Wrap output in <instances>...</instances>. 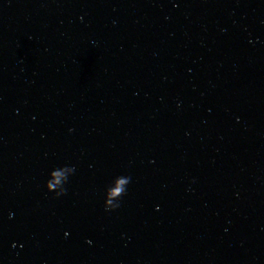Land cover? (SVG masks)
<instances>
[{"label": "water", "instance_id": "1", "mask_svg": "<svg viewBox=\"0 0 264 264\" xmlns=\"http://www.w3.org/2000/svg\"><path fill=\"white\" fill-rule=\"evenodd\" d=\"M0 264H264V0H0Z\"/></svg>", "mask_w": 264, "mask_h": 264}]
</instances>
